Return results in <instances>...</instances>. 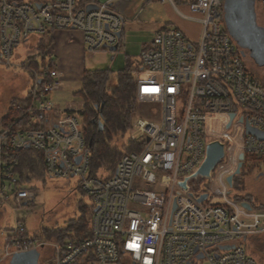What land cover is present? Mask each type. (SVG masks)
<instances>
[{"label": "built area", "instance_id": "1", "mask_svg": "<svg viewBox=\"0 0 264 264\" xmlns=\"http://www.w3.org/2000/svg\"><path fill=\"white\" fill-rule=\"evenodd\" d=\"M157 1L175 8L184 2L198 17L178 13L200 23L201 34L190 43L177 28L165 27L141 50L133 74L135 99L160 111L155 118L133 120L125 141L134 149L121 156L112 178L90 174L79 119L71 110L58 112L49 100L65 77L56 67L34 73L24 122L0 124V205L14 212L35 198L17 171L24 150L41 155L42 171L50 178H78V189L91 200L88 236L51 243L48 264H197L201 259L256 264L243 242L264 232V210H246L229 199L226 179L235 176L240 156L242 161L246 155L264 156V140L245 132L248 124L264 133V90L217 22L223 0ZM88 5L95 8L87 11ZM124 20L111 0H0V63L9 65L30 35L48 31L78 32L86 51H109L121 43ZM181 95L183 104L177 106ZM214 142L223 145L222 164L203 173L207 147ZM193 183L207 185V192L194 195ZM202 194L207 198L199 204ZM26 231L16 220L0 261L45 246L29 237L25 243Z\"/></svg>", "mask_w": 264, "mask_h": 264}, {"label": "rangeland", "instance_id": "2", "mask_svg": "<svg viewBox=\"0 0 264 264\" xmlns=\"http://www.w3.org/2000/svg\"><path fill=\"white\" fill-rule=\"evenodd\" d=\"M254 2L257 8L264 10L260 0H254ZM165 6V3L155 0L148 3L146 0L140 1L136 8V13H134L131 21L128 22L129 25L126 28L125 37L122 39L119 48L115 52H89L83 48L82 60L84 68L87 70L111 69V82H113V76L124 67L127 59L132 62V67H136L139 63L141 50L151 43L155 32L160 30L159 28L162 29L165 24L170 22L168 17L172 14V10L170 8L167 9ZM221 11H224L223 7ZM189 15L191 18L198 17L196 14L190 13ZM258 19L264 26V11L259 12ZM186 20L191 23H188L189 34L187 40L190 43H195L199 38L191 39L188 37H194L196 34L200 37L201 25L194 19ZM217 22L223 30L228 32L224 22V15ZM165 27L175 28L173 25ZM40 37V35H30L27 41L20 43L14 50L9 65L0 63V120L5 116L12 102L23 100L30 94L29 89L32 85V77L30 71L22 67L21 64L28 57L35 55L34 47ZM238 50L242 58V52L246 54L243 59L248 73L255 80H258L257 82L264 89V61L258 60L251 53V57H247L248 52L242 47L238 46ZM49 60L55 61L56 58L53 54H50L46 62L48 63ZM73 69H76V65L72 68L67 67L66 71H68V77H70L62 81L59 91L49 94L48 98L55 107L57 106L56 110L58 112H63L67 107L79 108L81 106V101L74 96V93L80 89L81 85L77 72ZM181 104H183V95L177 98V106ZM159 111L160 109L157 105L139 103L137 104L134 119L155 118L159 115ZM250 163L253 164L255 169L252 174H247L244 169L241 177L243 188L241 193L252 195L255 207H264V156H255L250 160ZM226 169H220L219 179ZM24 186L34 192L35 198L26 203L23 208L18 210L12 206L15 209L12 212L10 208L0 205V258L4 254L6 238L12 234L16 220L23 222L28 236L33 237L38 234L40 229L64 228L68 220L80 217L81 213L77 208L79 203L84 204L88 208L92 205L90 198L78 190V178H70L68 180L50 178L40 171L38 174L31 176L24 183ZM231 192L233 195L236 194L232 189ZM51 242L35 240L34 243L37 246L45 245L41 249L42 258L40 264H48L52 257ZM243 247L246 254L252 257L256 264H264V232L248 236L243 242ZM0 264H9V261L3 260L0 261ZM197 264L210 263L201 259Z\"/></svg>", "mask_w": 264, "mask_h": 264}, {"label": "trees", "instance_id": "3", "mask_svg": "<svg viewBox=\"0 0 264 264\" xmlns=\"http://www.w3.org/2000/svg\"><path fill=\"white\" fill-rule=\"evenodd\" d=\"M52 34V31H48L42 35L34 47L35 55L28 57L21 64L30 71L32 78L36 72L47 73L55 68L54 61L46 62L52 51ZM136 69L137 67H132V62L127 59L124 67L113 76V82H111V69L83 70L80 89L74 93V96L81 101V107L71 112L81 123L83 138L90 151L89 172L93 177L104 180L112 178L121 156L134 149L128 141H125V138L137 109L133 83V74ZM30 100L31 96H26L23 100L12 102L5 116L0 120V124L13 120H18L17 125L24 122L25 118L22 116ZM253 157L255 156H245L239 175H235L232 179L231 189L236 194L233 195L230 189L228 197L240 204L248 203L252 209L264 210L263 206H254L252 195L241 193L243 191L241 177L244 169L247 174H252L255 169L250 163ZM221 164L222 161L217 166ZM17 171L22 182L28 181L31 176L42 171L41 155L31 150L22 151ZM200 190L207 192V185L201 188L199 183L192 184L191 192L194 195ZM77 208L81 216L68 220L64 228L40 229L33 237H29L26 231L21 238L29 237L36 241H52L51 243H61L68 239L82 241L88 236L92 210L91 207L88 208L81 203L77 205ZM23 241L28 242L25 239Z\"/></svg>", "mask_w": 264, "mask_h": 264}, {"label": "water", "instance_id": "4", "mask_svg": "<svg viewBox=\"0 0 264 264\" xmlns=\"http://www.w3.org/2000/svg\"><path fill=\"white\" fill-rule=\"evenodd\" d=\"M224 22L227 27V31L232 39L237 43L239 47L246 49L249 56L251 55L258 58L260 61H264V30L257 26L254 0H224ZM95 8L93 5H88L86 10L89 11ZM118 49L117 46L109 48L110 52H115ZM251 53V55H250ZM244 56V53L242 52ZM247 135L254 136L258 140H264V133L256 128L246 125L245 130ZM29 148V145L26 146ZM224 156L223 145L214 142L207 147V158L202 167V172L207 173L211 169L220 163ZM240 163L236 169L235 175H239L240 168L242 166L243 157L240 156ZM233 176L227 177L226 181L231 187ZM190 196H193L190 194ZM207 198V194L200 195L197 199V203H202ZM175 204L173 210L175 209ZM241 206L246 210H251V206L248 203H241ZM224 249H229L231 247H223ZM36 249L30 250L28 252H22L14 254L11 258L9 264H34L38 257V253L35 252ZM200 259L201 256H198Z\"/></svg>", "mask_w": 264, "mask_h": 264}, {"label": "crops", "instance_id": "5", "mask_svg": "<svg viewBox=\"0 0 264 264\" xmlns=\"http://www.w3.org/2000/svg\"><path fill=\"white\" fill-rule=\"evenodd\" d=\"M85 1L95 2L97 0H85ZM111 1H112V5L115 8V10L121 15H123L125 19L124 24H123V29L121 32V38L123 39L125 37L126 28L129 25L128 22H130L131 19L133 18L134 13H136V8L139 2L142 0H111ZM150 1H153V0H146L147 3ZM165 4H166L165 7L167 9L170 8V10H172V14L169 15L168 17L170 22L165 24V26L167 25L175 26V28L180 30L183 33V35L187 38L189 34L188 23L190 22H188L186 19L181 17L177 11L179 9L182 14L186 15L187 17H190L189 15L190 12L187 9L185 3L182 1H177L176 8L171 6L169 3H165ZM261 5L264 6L262 3ZM254 9H255V16H256V24L258 27L264 30V26L259 22V19H258L259 12L264 11V10L257 8L255 5H254ZM52 37H53V44H52L51 54H53L54 57L56 58V60L54 61L55 67L64 73L65 75L64 79H68L70 76L68 77V73H67L68 71H66L67 67L69 66L70 68H72L73 66L76 65V69H73V70L77 72V75H78L77 77H79L81 81L82 73H83V70L85 69L83 66V60H82L84 47L82 43L81 34L78 32H55L52 34ZM188 38L198 39L199 36L196 34V36L194 37L189 36ZM122 39H121V42H122ZM243 57H246L245 53ZM247 57H249L248 53H247ZM255 81L257 82L258 80H255ZM257 84L262 88L259 82H257ZM80 107L79 108L67 107L65 110L74 111V110H79Z\"/></svg>", "mask_w": 264, "mask_h": 264}, {"label": "flooded vegetation", "instance_id": "6", "mask_svg": "<svg viewBox=\"0 0 264 264\" xmlns=\"http://www.w3.org/2000/svg\"><path fill=\"white\" fill-rule=\"evenodd\" d=\"M223 15H224V11H223ZM43 247H41V248H38V249H36L35 250V252H37L38 253V257H37V259H36V262L34 261V264H40V261H41V258H42V253H41V249H42ZM33 250V249H32ZM10 262V261H9Z\"/></svg>", "mask_w": 264, "mask_h": 264}, {"label": "bare ground", "instance_id": "7", "mask_svg": "<svg viewBox=\"0 0 264 264\" xmlns=\"http://www.w3.org/2000/svg\"><path fill=\"white\" fill-rule=\"evenodd\" d=\"M230 167V166H229ZM223 168H226V167H223ZM223 168H221V169H223Z\"/></svg>", "mask_w": 264, "mask_h": 264}]
</instances>
